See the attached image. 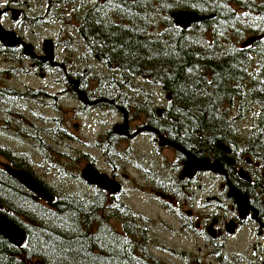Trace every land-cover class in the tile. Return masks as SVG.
<instances>
[{
	"label": "flooded vegetation",
	"instance_id": "af4514ba",
	"mask_svg": "<svg viewBox=\"0 0 264 264\" xmlns=\"http://www.w3.org/2000/svg\"><path fill=\"white\" fill-rule=\"evenodd\" d=\"M103 1L107 0H40L43 13L36 12L26 0L0 3L4 10L2 25L22 39L18 46L10 47L20 49L19 55L11 51L0 54L1 60L10 61L0 72L4 78L18 70L23 75L40 78L39 86L33 83H24L22 89L0 86L16 87L26 93L21 96L23 112H31L35 105L40 107L43 100L54 102L57 111L54 118L59 125L58 140L47 143L53 147L49 152L43 142L29 140L16 148L0 144L2 153L5 148L13 150L3 154L0 167L8 163L32 173L53 196L49 201L36 195L50 210L62 208V196L49 179L54 174L56 178L58 173L63 177L69 175L72 183L84 186L83 191L78 187L70 189L77 193L78 199L87 201L92 215L99 214V221L107 220L110 228L126 237L136 235L139 241L136 252L144 261L154 259L150 243L159 242L154 234L166 230L187 242L184 248L187 264H206L203 259L208 257L225 262L229 259V264H264V127H257L251 111H227L239 118L233 119L236 124L226 129L223 142L230 152H225L219 147L221 134L215 137L206 132H181L174 122L178 104L158 79L85 77L105 68L92 56L84 37L91 33H75L74 26L84 6ZM65 4L72 7L67 18L59 10ZM60 18L72 22L69 33H22L21 27L37 29ZM47 40L52 41L53 59L46 58ZM28 44L33 47L31 54L25 51ZM74 55L78 66L73 64ZM95 85L99 94L93 93ZM80 91L86 92V100H81ZM69 98L79 102L75 107L79 120L72 127L62 115V102ZM89 117L95 120L88 130L91 133L88 132L87 140L79 139L74 133L86 131L85 119ZM10 121L1 112L0 135L11 131L7 124ZM258 130L261 132L255 135ZM37 147L44 150L38 152L51 167L48 175H44L46 181L35 170L33 156ZM63 155L71 160L67 161ZM23 160L27 161L28 169L14 163ZM68 163L72 167L77 165L71 173L66 167ZM86 166L100 175L107 186L96 183L94 177L86 180L82 175ZM99 221H93L94 230ZM233 240L235 243L228 251ZM190 245L194 246L193 251Z\"/></svg>",
	"mask_w": 264,
	"mask_h": 264
},
{
	"label": "trees",
	"instance_id": "16d2710c",
	"mask_svg": "<svg viewBox=\"0 0 264 264\" xmlns=\"http://www.w3.org/2000/svg\"><path fill=\"white\" fill-rule=\"evenodd\" d=\"M179 10L200 17L184 28L173 19L172 14ZM75 33H91L84 37L92 56L105 68L85 77L158 79L178 104L174 122L181 132L221 134L220 140L226 141V129L239 118L226 113L234 109L260 108L256 125L264 127V0L95 2L82 8ZM253 35L260 38L243 46ZM18 50L0 42V54L11 51L17 56ZM0 87L1 109L11 120L7 122L11 133L37 135L35 139L45 143V151L52 150L47 141L55 142L59 134L55 115L46 117L33 111L26 117L21 100L26 93L16 87ZM32 118L42 121L41 132L31 129ZM14 163L28 169L26 160ZM70 195L68 192L61 200V209H47L0 167V212L28 234L22 247L0 235V264H159L155 259L142 260L136 243L110 228L107 220L99 221L101 216L88 211L87 201ZM93 221H99L95 230Z\"/></svg>",
	"mask_w": 264,
	"mask_h": 264
},
{
	"label": "rangeland",
	"instance_id": "374dc122",
	"mask_svg": "<svg viewBox=\"0 0 264 264\" xmlns=\"http://www.w3.org/2000/svg\"><path fill=\"white\" fill-rule=\"evenodd\" d=\"M20 1H23V0H20ZM2 2H7V0H0V3H2ZM26 2L29 3L30 6L33 9H35L36 12H41V13L44 12V10H42V4H41L40 0H26ZM71 9H72L71 5H68V4L62 5L59 8V10L61 11L60 12L61 16H64L66 18L70 17L69 14L71 13ZM76 27H77V24L74 26V30ZM21 29L23 30L22 33L23 32L24 33H69L70 29H72V22L69 19L60 18L57 21L46 22L44 25L38 26L37 29H36V27H28V26L27 27H21ZM6 47H8V46H6ZM72 58H73L74 66H78V62H77L78 60L76 59V56L74 55V56H72ZM3 59H5V58H3ZM9 62L10 61L8 59H5V61L0 59V71H1V68L6 66ZM70 69L75 71V69L73 67ZM54 77H55V75L52 74V78H54ZM39 79L40 78L38 75L33 76V77H30L29 75H23L22 71H20V70L16 71L15 73L10 74V77H6V78H4L2 73L0 72V84L1 85H5V86H8V85L13 86L14 85V86L21 88V89L23 88L24 83H33L34 85L39 86L40 85ZM48 82H51V81H48ZM97 89H98V86L95 85L94 90H93L94 94H99ZM78 103H79L78 101L76 103L70 101V98H69V100H65L62 102V107H63L62 115L64 117L65 122L67 121L69 123L68 126H70V127H72L73 123L78 122V120H79V118L76 117L77 112L75 109V107ZM39 105H40V107L35 105V109H32L31 113L33 111H37V112L41 111L42 113H44V115L46 117H52L54 115H57L56 114L57 111H56V107L54 105V102H48V104L42 103ZM36 109H38V110H36ZM234 110H232V111H234ZM259 110H260V108H256L255 110H250L251 112H249V113L252 115H256L259 113ZM1 112H2V109H1V104H0V114H1ZM29 113L30 112L26 113V117L29 116ZM250 119L251 120L253 119L255 122V117L253 118V116H251ZM32 123L35 127L39 128V132L42 131L43 128H42V126H40V124H42V121H39L36 118H32ZM94 123H95V120L92 117L86 118L85 119V130L86 131H84L82 133L76 132V133H74L75 136L78 137L79 139L82 138L84 140H87V138L89 137V133H91V130L90 131H88V130L94 125ZM12 131L13 130L11 129L10 132L0 135V141H2L0 144H7L11 148H16V147H22V145L25 143H29V140L30 141H36V142L40 143L39 141L34 139L33 136H30V139H28V136L19 135L16 133H11ZM58 136L59 135H57L55 137L56 141L58 140ZM45 138L48 139L51 137L46 135ZM55 142L54 141L53 142L47 141V143H53V144ZM68 142H70V140H68ZM80 146L82 147L83 144H80ZM11 148H5L3 153L0 152V159L2 157L4 158L3 154L12 152L13 150ZM37 148H38V150H36L34 152L35 156H33L34 157L33 161L37 165L35 170H36L37 174L39 176H41L46 181L47 179H45L44 175L45 176L48 175L51 167L49 166L48 160L43 158L41 156V154L39 153V152H42L44 150L41 149L40 147H37ZM227 148H228V146H227ZM223 151H225V150H223ZM229 151H230V149H229ZM225 152H227V151H225ZM66 160L68 161L69 159H66ZM66 165H67L66 167H69L68 172H70V173H71V171H73L74 168L77 167V165L72 167L71 163H68ZM42 166H43V168H42ZM81 167L82 166H78V169H80ZM64 177H65L64 179H60L58 176H56V178H55V174H54L53 177H51L49 180L50 181L53 180L52 183L56 185L55 187L57 188V190L59 192L58 195L62 196V199H66L68 197V192H70L73 196V197H69V198L78 199L76 197L77 193L75 191H72L70 188L77 190V187H78V189L83 191L84 186L81 185L79 182L77 184L72 183L69 175H65ZM38 199H39V197H38ZM135 201H138V199L136 198ZM103 215L105 216L106 214H103ZM159 224H160V226L162 225L161 223H159ZM154 235L158 236L159 242L158 243L157 242L150 243V245L152 246V247L150 246V248H151L152 253H153L152 257L155 260H157L159 262V264H187L185 262V259H184V255H185L184 248L187 246V242H184L182 240V237H180L178 234L173 235V232H171V231L168 232L166 230H160L159 234H154ZM127 239H128V241H130L134 244L136 243L138 245V243H139L135 234H127ZM233 243H235L234 240L230 242L229 247H228V251H231ZM153 244H157L158 246L154 247ZM193 248H194V246L190 245L191 251H193ZM229 254L230 253H228V255ZM203 260L205 261L206 264H229V259L226 262L223 260L218 261V259L215 257H211V258L208 257V258H204Z\"/></svg>",
	"mask_w": 264,
	"mask_h": 264
},
{
	"label": "water",
	"instance_id": "95a60500",
	"mask_svg": "<svg viewBox=\"0 0 264 264\" xmlns=\"http://www.w3.org/2000/svg\"><path fill=\"white\" fill-rule=\"evenodd\" d=\"M3 12L4 10L0 6V42H2L5 46L16 47L22 42V39L18 37L14 31L7 30L2 25L1 15L3 14ZM172 15L175 23L184 28L190 26L200 17L196 12L187 11V10H179L173 13ZM15 18H17V14ZM259 38H260L259 35L250 36L243 42V46L252 45ZM25 51L27 54H31L33 52L32 45L31 44L26 45ZM44 51L46 54V58L53 59L54 52H53L51 40H47L45 42ZM79 94L81 100H86V92L80 91ZM219 147L222 148V150L230 152L228 149L229 147L227 148V145L222 141H220ZM3 166H4L3 168L9 173V175H11L21 184H23L27 189H29L34 194L43 197L49 201L53 199L52 194L47 190V188L29 171L25 169L16 168L8 163H4ZM82 175L86 180H91L94 177L96 183L107 186V182L100 175L94 173L88 166H86L83 169ZM233 193L236 194L235 192ZM0 235L4 236L11 243H13L18 247H22L26 243L28 236L27 231L22 226H20L11 218H9L7 215L1 212H0Z\"/></svg>",
	"mask_w": 264,
	"mask_h": 264
}]
</instances>
